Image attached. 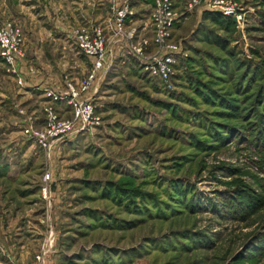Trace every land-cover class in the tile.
<instances>
[{
	"label": "rangeland",
	"instance_id": "obj_1",
	"mask_svg": "<svg viewBox=\"0 0 264 264\" xmlns=\"http://www.w3.org/2000/svg\"><path fill=\"white\" fill-rule=\"evenodd\" d=\"M156 1L133 8L126 27L149 58L166 50L151 21ZM189 1L174 0V12ZM226 1L238 7L233 26L197 9L169 31L165 45L183 50L170 89L125 43L94 98L101 124L50 150L24 131L43 130L52 104L0 58V264H36L43 251L45 264H264V0ZM21 3L0 0V26L16 11L29 17ZM79 7L114 26L107 6ZM82 69L68 76L81 82Z\"/></svg>",
	"mask_w": 264,
	"mask_h": 264
},
{
	"label": "built area",
	"instance_id": "obj_2",
	"mask_svg": "<svg viewBox=\"0 0 264 264\" xmlns=\"http://www.w3.org/2000/svg\"><path fill=\"white\" fill-rule=\"evenodd\" d=\"M133 1H113L111 11L114 15L113 32L116 43H128L129 51L143 65V69L150 76L159 79L165 87L172 88V77L178 56H182V49L175 44H166L170 36V30L181 21L182 16L197 9L217 13L226 18L236 17L238 19V7L231 1L226 0H190L185 3L182 15L174 12V0H157L155 9L151 14V21L157 32L156 43L161 45L164 52L153 58L142 54L147 50L141 45L132 43L134 38L127 37L126 27L136 15L133 12ZM75 42L80 54L91 61V67L81 82H75L71 77L65 76V88L63 91L46 90V96L50 106L44 105V126L41 131H33L26 128L25 133L33 135L39 147L50 150L52 146L75 134L94 129L101 124V118L96 115L94 98L98 92V84L102 79L103 72L110 68V40L102 29H95L92 33L81 30L76 33ZM24 38L18 25L6 20L0 26V58L8 68V72L15 77L20 86H24V73L21 71L22 63L27 58L24 50ZM30 72L35 70L30 68ZM64 104L72 112L71 119L62 118L56 110L57 104ZM31 118V117H30ZM32 119V118H31ZM48 178V177H47ZM48 251H43L36 256V264H45V257Z\"/></svg>",
	"mask_w": 264,
	"mask_h": 264
},
{
	"label": "crops",
	"instance_id": "obj_3",
	"mask_svg": "<svg viewBox=\"0 0 264 264\" xmlns=\"http://www.w3.org/2000/svg\"><path fill=\"white\" fill-rule=\"evenodd\" d=\"M24 1H26V4L23 5L21 3V5L23 9L25 8V6L27 7L26 12L28 13L24 11L25 12L24 14L29 17L22 18L21 13L20 12L18 13V11H16L15 13L16 17H14L13 20L18 25L24 38V49L27 52V58H28V63L25 64V67H27L28 64V68H33L35 70V75L25 72L26 74L25 86L32 87L36 91L43 92V97L46 96L45 92L48 89H51L56 92L63 91L66 84L65 76L72 74L73 72L72 70H78L80 68H83L81 71L84 74V72L88 73L90 68L91 61L86 57H84L82 54H80L79 51H77L76 42H75L76 33L81 30L94 28V26L88 27L87 24L89 23H92L94 21L97 23L102 20L104 21L105 18L107 19L106 16L103 18L98 17L96 19H92L90 14H88L87 17H83L82 13H79V11H81V8L79 6L84 5V8L85 7L89 8V10L91 8L94 9L95 11H97L99 8H102L103 6L104 7L107 6L108 9L111 10L110 5L112 6V2L115 0H92V1H96V3L91 2V0H82L83 3L81 4L78 3V0H67L64 3L55 2V0L54 1L37 0L39 5L36 6L37 8H39V10H37L36 12L37 13L36 17L33 16L34 12H31V9L34 8L32 2L36 0H24ZM116 1L118 2L121 0H116ZM146 1L147 2L142 3L141 0H134L132 4L133 6H135L134 7L135 9H138L141 6L144 7L145 5H146L145 7L148 8L150 6L149 5L150 3H148V1L150 2V0H146ZM100 10H102L101 11L102 13L104 12L103 8ZM201 11L205 12V9ZM106 24L107 26L104 29L102 28L101 29L106 33V35L110 40L111 52L109 57V63L111 68L113 62H117L119 57L126 54L127 51H119L125 47V43H116L113 32V23L107 19ZM129 24L131 25V22ZM30 25L32 26L38 25V28L42 29L46 33L44 32L43 33L44 35L42 36L37 35V33L34 32L33 30L34 28L37 27L30 28ZM95 29H100V28H95ZM143 30H146V28H144ZM56 49L65 59L61 63H59L58 60L54 59L55 56L54 51L58 52L56 51ZM60 49L64 50L65 52L60 51ZM60 54L59 56H61ZM81 55L85 58L84 61L86 62V66L84 65L83 61L80 60L77 61V57ZM53 73H56V75L57 73H59L60 77L58 78L60 80H57L54 77ZM103 73L104 74L98 86L99 85L101 86L104 80L106 79L105 71ZM28 78L29 81L26 82ZM101 97L102 96L100 95L99 99ZM56 108L59 110L58 113L60 114L61 117L64 116L60 112L62 109L63 110L67 109V111H69L72 115V112L67 107L65 106L63 107V104L61 103L60 104L58 103L56 105Z\"/></svg>",
	"mask_w": 264,
	"mask_h": 264
},
{
	"label": "trees",
	"instance_id": "obj_4",
	"mask_svg": "<svg viewBox=\"0 0 264 264\" xmlns=\"http://www.w3.org/2000/svg\"><path fill=\"white\" fill-rule=\"evenodd\" d=\"M205 15H204V18L205 19H210L212 17V15H218V17H215V20L217 23H219L220 25H224V26H227V25H231L233 26V20L232 19H228L226 17H223L222 15L220 14H216V13H212V12H208V11H205L204 12ZM220 16V17H219ZM233 22V23H232ZM85 57V56H84ZM88 59V58H87ZM90 67H91V63H90ZM134 67V66H133ZM136 68V67H134ZM135 72H138V70H136ZM130 182H133L132 180ZM138 193H140V191H138L137 189H135Z\"/></svg>",
	"mask_w": 264,
	"mask_h": 264
}]
</instances>
